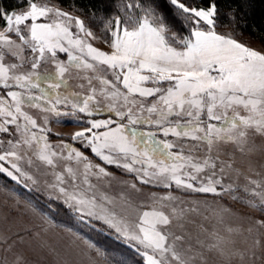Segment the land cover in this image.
Wrapping results in <instances>:
<instances>
[{
    "label": "snow or ice",
    "instance_id": "6c2138e0",
    "mask_svg": "<svg viewBox=\"0 0 264 264\" xmlns=\"http://www.w3.org/2000/svg\"><path fill=\"white\" fill-rule=\"evenodd\" d=\"M14 4L0 0V174L32 191L39 180L27 169H49V200L78 223L113 230L140 264L264 259V171L251 160L247 175L235 166L237 152L251 156L256 138L264 140V50L219 30L236 23L235 10L224 13L219 0H110L114 11L82 17L38 0ZM62 117L79 130L57 149L49 123ZM113 181L134 193L167 192L136 204L103 190ZM208 196L214 203L199 199ZM225 198L257 215L238 216ZM25 203L105 264H129ZM237 218L250 222L245 249L236 246ZM38 253L58 256L40 231L0 218V264H38L30 259Z\"/></svg>",
    "mask_w": 264,
    "mask_h": 264
},
{
    "label": "rangeland",
    "instance_id": "374dc122",
    "mask_svg": "<svg viewBox=\"0 0 264 264\" xmlns=\"http://www.w3.org/2000/svg\"><path fill=\"white\" fill-rule=\"evenodd\" d=\"M38 2H46L52 6H59L74 15L87 17V15L80 10L62 6L52 0H38ZM89 22L92 23L91 21ZM92 26L95 28L96 24L92 23ZM219 30L223 32H232L227 27L221 28ZM233 34L236 35L237 39L246 43L250 47L258 50H264L263 43L243 36L239 33ZM72 83L75 86L77 82L72 81ZM76 90L79 91L80 89ZM29 111L38 119V123H42V121L39 119V112L35 110ZM49 127L52 128V132L49 133V140L55 147H57V149H59V142L61 137L67 142L71 143V141L69 140L70 134L76 130H79L77 127L72 126V121L70 119L63 117L61 118V124H57L55 118H50ZM57 133H59L60 136H57ZM76 146L79 147L78 144ZM256 146L258 150L255 153L251 154V156L242 155L239 152H237L235 155V166L245 171L246 175L249 174L247 173L249 160L254 163L258 171H264V169H261L260 167L261 163H264V140L256 138ZM226 147L230 153L232 151L231 146ZM63 164L64 162L61 161V169L63 168ZM22 166L27 168L26 164H22ZM27 170L36 175L39 180L38 185H30L32 191L25 189L21 185L16 184L15 181H12L10 178L4 176L3 174H0V218L6 216L9 222H15L17 225H26L32 228L33 232L40 231L41 240L46 241L47 244L52 248H55L58 253V256L56 257L48 256L44 253H38L35 255L30 254V259L37 261L38 264H105V261L101 257L97 256L94 251H90L82 240H78L70 232L64 231L63 227H51L47 224H43V221L27 206V204L25 203L27 200H31L37 207L49 212V214L54 218L57 224L67 225L73 228L75 231H78L82 235L91 239L102 249H107L114 254L123 255L128 259L129 264H140V259L136 255V253L126 247L122 240H118L113 230L108 229L105 225L100 224V222L98 221L93 222L96 225V228L78 223L75 219V214H73L71 210L62 203V201H56L54 199L49 200L48 195L50 189L48 188V185L54 180V177L50 174L49 169L41 167L39 172H37L35 168ZM112 170L116 171L115 169ZM117 176L119 179L132 182V178L128 174L117 171ZM239 182L241 184L244 183L243 179H241ZM141 187L143 188L142 193H134L129 191L127 188L117 183L116 181H113L110 187L102 185L103 190L108 192L110 195L119 197L121 193H125L136 204H140L142 202L149 203V197L151 193H155L157 196H160L164 195L167 192V190L163 188H149L148 186ZM183 198L185 200L191 199V197ZM199 199H201L202 201L206 200L207 203L212 204L214 203L215 198L208 196L199 197ZM221 202L231 207L232 210L238 214V216L241 214L252 216L257 215L256 213L246 211L240 203L231 201L228 198H225ZM49 204L53 206L52 209L48 208ZM116 210L119 211V207H117ZM203 211L204 209L201 208V212ZM192 219L197 222H201L202 216L193 214ZM232 223L234 226L241 228V234L234 237L237 241L236 246L240 249L249 247L252 243V239L245 230L247 229V227H249L250 222L245 219L237 218L234 219ZM42 224L44 228L48 229L46 232L41 231L40 226ZM190 228L195 234V227L190 226ZM99 229H103V231H100ZM245 237H248V239L245 240ZM261 238L264 239V237ZM39 242L40 241H35L34 245L38 244ZM210 264H227V262L222 260L220 257H216L213 255L212 257H210ZM231 264H241V262L238 260V258H234L231 261ZM245 264H247V262H245ZM256 264H264V259L257 260Z\"/></svg>",
    "mask_w": 264,
    "mask_h": 264
},
{
    "label": "trees",
    "instance_id": "16d2710c",
    "mask_svg": "<svg viewBox=\"0 0 264 264\" xmlns=\"http://www.w3.org/2000/svg\"><path fill=\"white\" fill-rule=\"evenodd\" d=\"M62 6L75 8L88 15L91 9H95L97 14H104L114 11L109 8L110 0H52ZM8 8L15 7L14 0H4ZM220 7L224 13L235 10L236 23L229 24L233 33L241 34L264 44V0H219ZM74 5V6H73ZM224 23H228L227 20Z\"/></svg>",
    "mask_w": 264,
    "mask_h": 264
}]
</instances>
